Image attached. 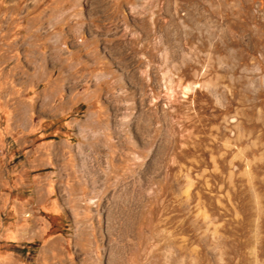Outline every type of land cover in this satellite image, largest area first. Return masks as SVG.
Here are the masks:
<instances>
[{"label":"rangeland","instance_id":"1","mask_svg":"<svg viewBox=\"0 0 264 264\" xmlns=\"http://www.w3.org/2000/svg\"><path fill=\"white\" fill-rule=\"evenodd\" d=\"M0 264H264V0H0Z\"/></svg>","mask_w":264,"mask_h":264},{"label":"bare ground","instance_id":"2","mask_svg":"<svg viewBox=\"0 0 264 264\" xmlns=\"http://www.w3.org/2000/svg\"><path fill=\"white\" fill-rule=\"evenodd\" d=\"M42 106V105H41Z\"/></svg>","mask_w":264,"mask_h":264}]
</instances>
